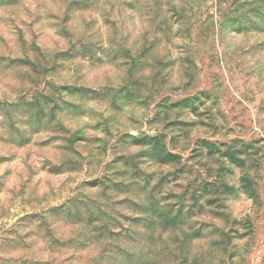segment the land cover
<instances>
[{
	"label": "rangeland",
	"instance_id": "rangeland-1",
	"mask_svg": "<svg viewBox=\"0 0 264 264\" xmlns=\"http://www.w3.org/2000/svg\"><path fill=\"white\" fill-rule=\"evenodd\" d=\"M0 264H264V0H0Z\"/></svg>",
	"mask_w": 264,
	"mask_h": 264
}]
</instances>
